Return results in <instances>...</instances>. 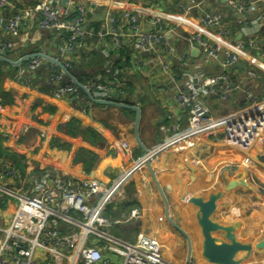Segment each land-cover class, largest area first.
<instances>
[{"label": "built area", "instance_id": "1", "mask_svg": "<svg viewBox=\"0 0 264 264\" xmlns=\"http://www.w3.org/2000/svg\"><path fill=\"white\" fill-rule=\"evenodd\" d=\"M126 1L106 0L100 5L92 0H23L20 7L16 0H0V27L11 37L0 43V55L1 50L23 44L29 30L41 31L42 48L17 60L20 75L27 73L33 83L43 70L55 97L81 101L83 108L91 104L90 95L125 103L130 97L127 67L153 73L159 78L155 88L174 93L187 120L182 123L177 113H171L169 133L152 155L181 152L204 139L239 149L263 144L264 132L258 128L264 129V94L249 90L246 104L222 114L213 113L204 96H226L247 80H264V0H222L224 4L217 3L210 12L205 9L209 0H180L174 13H167L160 0L155 8L166 14L146 7L135 11L125 6ZM96 21L99 27L91 28ZM184 44L197 54L184 53ZM78 49L85 57L83 51L76 55ZM88 53L101 56L103 65L95 62L96 70H84L79 78L71 69L76 62L87 63ZM49 59L54 60L50 65ZM213 62L222 71L206 75L204 67ZM252 123L257 130H252ZM27 130L21 126L5 137L18 141ZM138 167L99 184L51 167L24 174L7 154H0V264H177L144 231L131 238L116 234L117 226L142 213L140 205L121 208L126 184ZM180 264L205 263L192 251L191 260Z\"/></svg>", "mask_w": 264, "mask_h": 264}, {"label": "crops", "instance_id": "2", "mask_svg": "<svg viewBox=\"0 0 264 264\" xmlns=\"http://www.w3.org/2000/svg\"><path fill=\"white\" fill-rule=\"evenodd\" d=\"M16 1L18 2V5L22 7L20 3L23 2V0ZM92 1L100 5L106 2V0ZM159 1L160 0H146L145 2H143V4H140L132 2L131 0H127L125 6L132 8V10L140 12L141 10H143V7H146L149 10H152L153 13L159 12L160 14H163V11L155 8V5L158 4ZM179 2L180 0H164L162 3V8L165 9L167 13H174V11H177L179 9ZM217 3L224 4L222 0L206 1V11H213L216 8ZM225 11L226 14H228L229 8H226ZM93 24L96 25L93 26ZM229 24L231 25L229 26L232 30L236 29L235 25L231 24V22ZM99 25V21L90 23V27L93 29L99 27ZM236 39L237 38L234 37L232 38L233 41H236ZM10 40V35L6 32L3 27H0V43H6ZM42 45L43 40L41 36V31L29 30L28 33L24 36L23 44H19L11 48L9 47L5 50H1L3 56H6L10 60H12V62H8L4 58L0 57L1 60L7 63V65L4 67V70L7 71L6 73H8L12 68H14L15 70L11 82L13 86L10 89L13 91V101L10 102L9 105L5 106L0 104V143L1 145L3 144L5 146L3 147L2 153L8 154V150H17L23 152L27 156V173H30V169L34 168L36 164L35 158L36 156L41 155V152L39 151L42 148L41 150L43 152L44 150H47V152H45L43 156L49 158L54 163V166L47 167L59 170L63 174V171L72 170L73 172H71V174L68 176H73L79 179L80 177H78V174L81 173L80 170L81 168H84V166L82 162H80L81 157L76 158L75 153L77 151L82 150V148H86L84 149L85 153H89V149L93 150L94 147L104 146L106 143L105 141H107L106 144L110 143L108 145L109 147L111 146L112 140L113 143L116 144L121 140H127L128 138L130 139V136L134 134V138L138 147L145 153L144 148L152 150L155 149L158 143L161 142L169 133L167 132L166 128L171 125V122H173L171 120V117H169L171 113H177L176 118L182 123L186 122L187 113L176 102L174 93L158 91L155 88V84L159 80L158 77H154L155 75L153 73L139 72L131 66H126V77L129 81L128 92L130 97L125 100V103L132 104L140 108V119L137 127L136 120L138 116V110L135 108L104 104L94 102L93 100L91 101V104L89 106L83 108L84 106L81 101L76 102L71 98L55 97L51 89V84L47 82L48 77H46L42 73L43 70L42 72L35 74L36 80L34 82L41 81L38 85H35L34 82L31 83L30 81H28V77L25 76V74L20 75L19 73V67L21 62L17 61L18 58L23 54H29L34 51L40 50V48H42ZM182 48L184 53L193 54V50L191 51V49L187 45L184 44L181 49ZM82 51L80 50L79 52H76V55H80ZM82 55L83 57H85V53H82ZM77 56L75 57L77 58ZM95 61L91 64V68H93L92 70H96ZM90 62L91 58H89L87 63L76 62L74 67L82 71H90V68L86 66L87 64H90ZM101 63L103 65V58L101 60ZM204 70L206 75H212L221 72L222 67L218 62H213L210 65H206L204 67ZM227 73H230L232 76L234 75L233 69H229ZM42 86H48L50 87V90H44ZM249 90H253L258 96H263L264 80H262L261 82L247 80L242 85L241 89H238L231 93L229 92V94H226V96L211 93L204 97L213 113L222 114L224 112L231 111L234 108L246 104L248 101L247 93ZM68 122L76 124V127L82 126L81 136H70L67 134L70 132L69 127H72L68 125ZM21 126H27L28 130L20 140L13 141L8 140L5 137L6 133L18 131ZM252 130H257V126L253 123ZM258 130L260 131V133L264 132V129L258 128ZM44 134L47 135L45 136ZM137 137L139 138L140 142L138 141ZM52 138H57L58 140L60 138L62 144H70V148H72V150L69 151V149H60L57 147L50 146V140ZM199 143L196 146L187 150H183L181 152L166 151V153L160 154V156H156V158L152 159L153 168L157 174L159 182L161 183L166 193L169 205L171 206L170 215L173 219L175 216L176 220H174L178 224L181 223L180 216L183 212L182 205L185 203L183 201V203L180 202V195L184 194L185 189L187 188L188 184H190L189 182L193 177L194 169L196 168L197 171H199V173L201 174L203 166H205L206 168L204 169L207 170L208 173V169L215 165L214 163L216 162V160H218V163H220V161L229 162L230 167L229 169L227 168L229 172L227 176H225V178L232 179L233 183L230 181L231 188L226 194L230 195L232 205L230 206V208H227V206L225 208V203L227 202V200L221 202V209H224L225 212H219L215 215V217L220 216L222 219H233L239 216L237 214L238 212H236L234 208V203L236 199V197L234 196V190H237L235 187L237 184L235 178H237L239 174V170H236L235 167H238V163H241V165H243L244 158H239V155L234 152L232 148H230L228 145L222 144V142H218L217 140L204 139ZM260 144L262 143H256L254 147H258ZM254 147H249L247 148V150L244 149V151L251 152L253 151ZM57 152L60 154V157H56V159H53ZM107 162L109 163L108 160ZM108 163H106L105 158L97 163L95 171L100 172L99 177H106L104 174L101 173L109 170L108 165L110 163ZM143 165H146L147 169H145V166ZM226 165L228 166V164ZM132 166H130L129 168H131ZM220 168L221 167L217 169ZM227 170L225 169V172H227ZM136 171L137 172L134 173L135 175L133 181L127 184L126 200L128 199V201H132L130 202L133 203L131 206H136L135 204L138 202V205L141 206V209H144L143 215L140 216L139 219H137L139 220L138 224H141L140 228H138L136 232L144 231L147 233L155 234V230L157 228H160L161 225L164 223L157 218L154 221H151V215L146 216V211L150 210V202L153 200L154 204L157 206L156 208H152V210L155 212H161L162 208L160 206L161 203H159V201H163V198L148 168V165L144 163L140 164ZM84 172L89 173V175L83 174V176L85 177L91 176L93 174V172L90 170H85ZM121 172L122 171L119 170L112 176H118ZM149 175L151 178H149ZM106 179L107 177L104 178V180ZM129 192L133 193L132 197H134V199H137L136 203L133 202V200L130 198L131 196H129ZM259 193L264 194V190L263 192ZM226 195H222V197H224L225 199ZM248 198L250 199V197ZM261 198L264 200V196H262ZM257 200L258 199H256V201ZM188 202H190V200H188ZM213 203L214 204L212 205H215V200ZM252 204L253 203L245 202L244 204H242L244 206L240 208L238 206L240 212L244 214V218H241L243 220L241 227L252 229L259 226L260 224L263 225L264 211L262 212V210L259 209V205L250 208ZM209 210H211L210 212H212L213 210H216V208L214 209L213 207ZM222 213L225 214V217L221 216ZM189 216L191 217L188 218L189 222L186 224L181 223L180 225L182 227H200L201 224L198 223L199 221H201L200 217H198V219H194L192 214ZM203 217L207 218L206 216ZM193 219L195 220V224L193 222ZM148 221L150 222V225L148 224ZM233 223L234 222H229L226 224H229L228 226H230ZM167 225L165 226L169 228V224ZM202 226L207 225L203 224ZM249 232H254V229ZM210 236L212 237V240L217 237V235L214 233H212ZM191 238L194 239V237ZM205 240L207 241V239ZM182 243L183 241L181 242V247L184 246V244L182 245ZM169 246L174 245L171 243ZM255 246L260 247L261 244L256 243L255 245H253V254L247 256L249 260L248 258H243L240 261H231L230 264L232 262V264H249L254 260L263 259L264 255H260V253L257 252L258 249ZM195 252L197 253V250H195ZM218 253H220V255L222 256L225 255L226 252L220 250V252ZM218 253L216 252L215 256H217ZM231 254L233 255V252H231ZM208 259L212 260V263L214 264H221L219 258H215L212 256L210 258L208 257Z\"/></svg>", "mask_w": 264, "mask_h": 264}, {"label": "rangeland", "instance_id": "3", "mask_svg": "<svg viewBox=\"0 0 264 264\" xmlns=\"http://www.w3.org/2000/svg\"><path fill=\"white\" fill-rule=\"evenodd\" d=\"M14 73H15V70L14 68H12L8 73L4 74V76L1 77L0 79V99L2 95L5 94L6 91L10 90L11 87L13 86L11 82H12ZM68 125L72 126V127L68 126L70 128V132L67 133L68 135L81 136L82 126L76 127L77 125L72 122H68ZM44 135L46 136L47 134H44ZM49 138H48V143H49ZM128 139L121 140L117 142L116 144L113 143V140H112L111 146L109 147L108 145L110 143L106 144L107 141H105L106 143L104 146L96 145L97 147H94L93 150L89 149L90 150L89 153L88 152L85 153L84 149L86 148H82V150L77 151L75 153V156L76 158L81 157L80 162H82L84 166V168H81L80 170L81 173L78 174V177H80L79 179L86 181V182L96 181L99 184L111 183L114 179L117 178V175L114 177L112 176L117 171L121 170L123 172L132 165L136 166L142 160V158L144 157L146 158V153H144L138 147L135 141V138H134V134L130 136L129 140ZM224 145H227V144L225 143ZM50 146L57 147L60 149L61 148L69 149V151L72 150V148H70V144H62L60 138L59 140L57 138H52L50 140ZM2 147H5V146L2 144ZM229 147L232 148V150L239 155V158L240 157L244 158L243 165H241V163H238V167H235L236 170H239L238 172L239 174L237 178H235V181L237 182L235 187L237 190H234V196L236 197L234 208H235V211L238 212L237 213L239 215L238 217L233 218V219L232 218L222 219L220 216L215 217V215L219 213V211L213 210L212 212H210L211 210H209L210 208H213V207L215 208V206L212 205L214 204L213 203L214 200L216 201L217 204H220L221 202H223L224 197H222V195H226L231 188L230 181L232 182V179L225 178V176H227L229 172L227 170V168L229 169L230 167L229 162L220 161V163H218V160H216V162L214 163L215 165L208 169L209 170L208 173H207V170L204 169L206 168L205 166H203L201 174L195 168L193 172V177L189 182L190 184H188L187 188L184 191V194L180 195V202L182 201L185 202L182 205L183 212L180 216L181 223L182 224L188 223L189 222L188 218H191L189 216L191 214L194 219H198V217H200L201 219V221L198 222L201 224L200 225L201 228L196 227V226H191V227L187 226L183 228L188 232L190 237H194V239L192 238L193 252L194 254H196L198 260H200L201 262L205 264H214L212 263V260L208 259V257L210 258L212 256L215 258H219V260L221 261V264H230L231 261L241 260L240 257H237L236 248H235V246L238 245L239 243H242V245L247 246V247H252L256 243L261 244L260 247H256V246L255 247L258 249L257 252H259L260 255L262 256L264 255V221H263V225L260 224L258 227H256V229L258 230L254 229V232L250 233L249 231H251L253 228L247 229L245 227H241L242 222H243L241 218H244L243 217L244 214H242L239 210L240 207L244 206L242 204H244L245 202H249V203H253L250 206V208L256 207L257 205H259V209H261L262 212L264 211V200L261 198L262 196H264V194L259 193V192H263L264 190V143L258 147H254L253 151L251 152H245L244 149H239V148L232 147V146H229ZM41 149L39 151L41 152V155L36 156L35 158L36 164L33 169H30V173H29L30 175L41 172L43 169L47 168V166H54V163L49 158H46L45 156H43V154L47 152V150H44L43 152ZM153 150L150 149V152ZM8 153L11 154V151L8 150ZM164 153H166V150L165 151L162 150L159 152V154L156 153V155H152L150 157H152L153 159V158H156V156L158 157L160 156V154H164ZM56 157H60V154L58 152L53 157V159H56ZM104 158L106 160V163H108L107 160L110 163V164L108 163L109 170L101 173L107 177L106 180H104V178L106 177H99L100 172L95 171L97 163ZM226 164H228V166ZM143 166H145V169H147L146 165H143ZM219 167L221 168L217 169ZM225 169L227 170V172H225ZM85 170L86 171L90 170L93 172V174L91 176L85 177L83 176V174L89 175L88 172L87 173L84 172ZM63 172L65 175H70L71 172L73 171L67 170ZM149 178H151L150 175H149ZM127 184H126V189H127ZM240 194L243 196H241ZM129 196H131L130 198L133 200V202L136 203L137 199L136 198L134 199V197H132L133 193L129 192ZM248 197H250V199ZM256 199L258 200L256 201ZM188 200H190V202H188ZM130 202L132 201H128L127 199L125 202H123L124 204L121 205V208L123 209V208L131 207L133 203H130ZM159 203H161L160 206L162 208V211L155 212L152 210V208H156L157 206L154 204V201L152 200L150 202V206H151L150 210L146 211V216L151 215V221H154L157 218L161 220L164 224H162L160 228H157L155 230V234L147 233V232L146 233L153 236L156 239L160 248L163 251L161 252L164 254L165 257L168 256L167 246H169L171 243L174 246L177 245L178 246L177 248H179L178 255H182V256L179 257V260L175 259L173 262H176L177 264L183 263L185 259L187 258L186 257V254L188 251L187 240L184 234L179 232V230L175 226H173L170 223V221H168L166 216L164 215L165 214L164 213L165 210H163L165 209L164 202L159 201ZM138 204L139 203L137 202L135 205H138ZM114 209L115 211L119 210L118 207ZM143 212H144V209H142L141 216L143 215ZM220 212H225V210L223 209ZM115 213L118 214L117 212ZM210 215H213V216H210ZM203 216H206L207 218H204ZM174 219H175V216H174ZM194 219H193V222L195 224ZM138 221L139 220H132V221L120 224L116 228V234L119 233V235L125 236L126 238H130L138 230V228H140L141 223L138 224ZM229 222H234V223L231 224L230 226H228L229 224L223 226V224H226ZM148 224L150 225L149 221H148ZM167 224H169V228L165 226ZM203 224L207 226H202ZM256 231L259 232L258 233L259 236H256L257 235L255 234ZM212 233L217 235V237L219 238L218 241L213 242L212 237L210 236ZM237 233L239 234L240 240L238 239ZM177 235L179 236L180 240H178ZM255 237H258V238H255ZM205 239H207V241ZM165 240L169 241V243L166 242ZM179 241H183L182 245L184 244V246L181 247V243H179ZM195 250H197V253L195 252ZM220 250L226 252L225 255L221 256L220 253H218L220 252ZM216 252L218 253L217 256H215ZM231 252L234 253V256L231 254ZM247 254L251 255L253 253L252 251H248L246 254L245 252L242 253L241 256L244 259H247L248 258Z\"/></svg>", "mask_w": 264, "mask_h": 264}, {"label": "water", "instance_id": "4", "mask_svg": "<svg viewBox=\"0 0 264 264\" xmlns=\"http://www.w3.org/2000/svg\"><path fill=\"white\" fill-rule=\"evenodd\" d=\"M80 50H77L76 52H79ZM197 50L196 49H193V54H196ZM0 57L4 58L5 60H7L8 62H12V60H10L9 58L7 57H4V56H1ZM54 61L52 59H49V61L47 62L48 65L51 64V62ZM60 66H62V64L60 62H57ZM66 72L68 74V76L74 78L73 74L66 68ZM28 74L26 73L25 76H27ZM75 79V78H74ZM76 80V79H75ZM77 83H79L81 85L80 82H78V80H76ZM91 99L94 101V102H99V103H104V104H111V105H118V106H125V107H132V108H135L138 110V116H137V120H136V127L138 125V122H139V119H140V108L138 106H134L132 104H128V103H120V102H114V101H107V100H98V99H95L92 95H90ZM138 138V137H137ZM138 141L140 142L139 138H138ZM144 151L146 153V158H142V160L136 165V167H138L140 164H143V163H146L148 165V168L157 184V187L159 189V192L163 198V201H164V204H165V215L166 217L168 218V220L180 231L182 232V234H184V236H186L187 238V241H188V254H187V261H190L191 260V257H192V251H193V244H192V240H191V237L190 235L188 234V232L182 228L181 225H179L171 216H170V205H169V201H168V198L166 196V193L161 185V183L159 182L158 180V177H157V174L153 168V165H152V157L148 158L149 154L151 153L150 152V149L148 148H144ZM152 154V153H151ZM152 156V155H151Z\"/></svg>", "mask_w": 264, "mask_h": 264}, {"label": "trees", "instance_id": "5", "mask_svg": "<svg viewBox=\"0 0 264 264\" xmlns=\"http://www.w3.org/2000/svg\"><path fill=\"white\" fill-rule=\"evenodd\" d=\"M95 25L96 24H93V26H95ZM83 53H85V52H83ZM88 56L91 58V62H90V64H87L86 66L87 67L89 66L90 69H91V64L94 63L95 60H96L95 61L96 63H98V64L101 63L102 58H101V56L97 55L96 53H88ZM6 65H7V63L0 59V79L7 72L6 70H4V67ZM71 70L79 78H82L84 75V71L76 69L75 67L72 68ZM40 82L36 81L34 83H35V85H38ZM42 88L44 90H47V91L50 90V87H48V86L47 87L42 86ZM12 101H13V91L8 90V91H6L5 94L2 95V97L0 99V104L5 106V105H9L10 102H12ZM2 151H3V147L1 145L0 154H2ZM7 156L9 157L12 165L18 167L24 174L27 173V171H26V163H27L26 158H27V156L23 152L15 150V151H11V154L8 153ZM117 207H119V205H117Z\"/></svg>", "mask_w": 264, "mask_h": 264}, {"label": "bare ground", "instance_id": "6", "mask_svg": "<svg viewBox=\"0 0 264 264\" xmlns=\"http://www.w3.org/2000/svg\"><path fill=\"white\" fill-rule=\"evenodd\" d=\"M152 154L150 153L149 154V156H148V158H150V156H151ZM224 200H227V202L225 203V208H226V206H227V208H230V206L232 205L231 203H232V201H231V199H230V195H226L225 196V199ZM215 208H216V211H222L223 209H221V207H222V204L220 203V204H217L216 203V201H215ZM170 207V213H171V206H169ZM214 208V209H215ZM171 216V215H170ZM221 216H223V217H225V214L224 213H222L221 214ZM172 217V216H171ZM180 225V224H179ZM225 225H227V224H223V226H225ZM258 227V226H257ZM183 228V227H182ZM184 229V228H183ZM253 229H255V230H258V229H256V227L255 228H253ZM180 232V231H179ZM182 233V232H181ZM259 232H255V234H257L256 236H259V234H258ZM177 237H178V240H180V238H179V236L177 235ZM255 238H258V237H255ZM238 239L240 240V237H239V234H238ZM186 240H187V238H186ZM191 240H192V238H191ZM219 240V238L218 237H216L214 240H213V242H216V241H218ZM166 241V240H165ZM167 242H169V241H167ZM182 241H179V243H181ZM256 243V242H255ZM193 244V243H192ZM216 244V243H215ZM178 246L176 245V246H167V251H168V256H167V259H169V260H172V261H174L175 259H177V260H179V257H181V255H178V249L179 248H177ZM187 248H188V241H187ZM236 255H237V257H240V259L242 260L243 259V257L241 256V254L242 253H244L245 252V254L248 252V251H252V248H253V246L252 247H247V246H244V245H242V243H239L238 245H236ZM187 254H188V251H187ZM247 255H249V254H247ZM233 256H234V253H233ZM186 257H187V255H186ZM186 260V259H185ZM237 261H240V260H237ZM263 262H264V258L263 259H261V260H254V261H252V262H250L249 264H263Z\"/></svg>", "mask_w": 264, "mask_h": 264}]
</instances>
